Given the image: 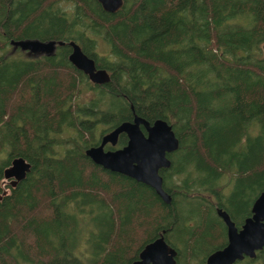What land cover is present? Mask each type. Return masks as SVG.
I'll use <instances>...</instances> for the list:
<instances>
[{
  "label": "trees",
  "instance_id": "16d2710c",
  "mask_svg": "<svg viewBox=\"0 0 264 264\" xmlns=\"http://www.w3.org/2000/svg\"><path fill=\"white\" fill-rule=\"evenodd\" d=\"M28 39L74 41L109 83L89 82L68 46L9 52ZM263 43L264 0H123L116 14L0 0V196L11 161L31 165L0 200V264H132L161 235L176 264H206L226 244L216 210L242 227L264 192ZM132 112L179 141L160 173L169 205L84 154ZM235 264H264V249Z\"/></svg>",
  "mask_w": 264,
  "mask_h": 264
},
{
  "label": "water",
  "instance_id": "95a60500",
  "mask_svg": "<svg viewBox=\"0 0 264 264\" xmlns=\"http://www.w3.org/2000/svg\"><path fill=\"white\" fill-rule=\"evenodd\" d=\"M103 10L116 14L123 6V0H97ZM12 53L19 50L35 57H51L58 47L68 46L69 63L82 72L89 82L101 86L109 83L110 76L98 69L93 59L85 55L81 47L74 41H39L17 40L11 41ZM264 53V43L261 47ZM124 135L126 144L116 150L105 151V146L115 148L119 137ZM179 141L174 135L172 127L164 120L152 123L143 118L135 117L131 122H123L113 130L102 135L99 143L85 151V156L91 162L111 173L125 176L129 179L149 187L155 195L166 205L171 203V197L163 189V179L160 171L169 169L171 162L167 155L176 152ZM31 165L23 158H14L3 171V182L15 189L29 174ZM8 193L3 191L0 196ZM217 216L226 228L225 246L210 254L206 264H235L244 258L254 259L256 252L264 249V192L255 199L250 217L246 218L238 230L226 212L216 210ZM176 251L172 249L161 235L150 242L140 251L138 259L132 264H176Z\"/></svg>",
  "mask_w": 264,
  "mask_h": 264
},
{
  "label": "flooded vegetation",
  "instance_id": "af4514ba",
  "mask_svg": "<svg viewBox=\"0 0 264 264\" xmlns=\"http://www.w3.org/2000/svg\"><path fill=\"white\" fill-rule=\"evenodd\" d=\"M22 53H23V52H22ZM24 57H26V58H32V59H36V58L45 57V56L35 57V56L28 55L27 53H25ZM132 113H133V112H132ZM135 117H138V116H136V115L133 113V115H132L131 119L129 120V122L133 121ZM138 118H140V117H138ZM122 147H123V146H122ZM119 148H121V147H119ZM119 148H118V146H116L115 148H111L109 145H107V146H105V151H108V150H116V149H119ZM173 153H174V152H173ZM171 154H172V153H171ZM171 154L167 155V158H168V159H170V155H171ZM166 170H167V169L161 170L160 173H161L162 171H166ZM164 191L166 192V190H164ZM166 193H167V192H166ZM240 228H241V226H240L239 228H237V229L239 230Z\"/></svg>",
  "mask_w": 264,
  "mask_h": 264
},
{
  "label": "rangeland",
  "instance_id": "374dc122",
  "mask_svg": "<svg viewBox=\"0 0 264 264\" xmlns=\"http://www.w3.org/2000/svg\"><path fill=\"white\" fill-rule=\"evenodd\" d=\"M65 7L68 8V7H70V6H69V5H65ZM261 50H262V49H261ZM10 51H12V48L9 49V52H10ZM16 53H17V54L20 53V54H22L23 56L25 55V53H22V52H20L19 50L13 52L12 54H16ZM262 53H263V52H262ZM262 56H263V58H264V53H263ZM85 97H86V96H85ZM7 183H8V182H3V181H2V183H1V188L3 189V191H6L7 193H9V192H10V189H9L10 187L7 185ZM224 183H225V181H224Z\"/></svg>",
  "mask_w": 264,
  "mask_h": 264
}]
</instances>
